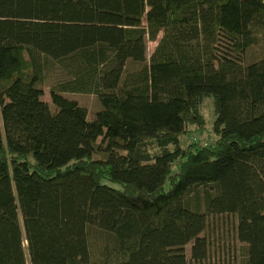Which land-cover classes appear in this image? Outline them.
<instances>
[{
  "label": "trees",
  "instance_id": "trees-1",
  "mask_svg": "<svg viewBox=\"0 0 264 264\" xmlns=\"http://www.w3.org/2000/svg\"><path fill=\"white\" fill-rule=\"evenodd\" d=\"M261 37L264 0H0V264L200 263L222 215L264 264Z\"/></svg>",
  "mask_w": 264,
  "mask_h": 264
},
{
  "label": "rangeland",
  "instance_id": "rangeland-1",
  "mask_svg": "<svg viewBox=\"0 0 264 264\" xmlns=\"http://www.w3.org/2000/svg\"><path fill=\"white\" fill-rule=\"evenodd\" d=\"M261 41L258 46L252 50V56L259 58L264 48V38H260ZM157 43H148V57L153 53ZM46 72L45 82V94L43 99L49 103L53 111H55L54 105L51 100L50 90L51 88L65 78L64 72L56 63L52 62ZM68 98L77 100L78 103L87 109L89 116L93 118L97 112L101 110V104L95 95H76L68 94ZM208 100L201 107V111L206 120V127L201 132L194 126H190L191 134L187 135L182 140V145L186 146L191 143H204L214 142L216 136L213 133V123L215 111L214 99L207 98ZM101 141V139H100ZM238 224V217L236 215H222L209 219V227L205 233L201 236L205 237L209 243V258L204 262H194L192 260V247L194 243H190L186 247V255L190 264H243L246 260L247 245L240 243L236 237V227ZM91 237V251L97 253L101 241L104 240L103 236L97 231L96 228L90 229Z\"/></svg>",
  "mask_w": 264,
  "mask_h": 264
},
{
  "label": "built area",
  "instance_id": "built-area-1",
  "mask_svg": "<svg viewBox=\"0 0 264 264\" xmlns=\"http://www.w3.org/2000/svg\"><path fill=\"white\" fill-rule=\"evenodd\" d=\"M212 143H213V142H204V143H202V145H203L204 147H209Z\"/></svg>",
  "mask_w": 264,
  "mask_h": 264
}]
</instances>
